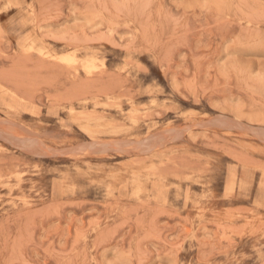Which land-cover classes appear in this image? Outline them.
I'll list each match as a JSON object with an SVG mask.
<instances>
[{
  "label": "rangeland",
  "instance_id": "374dc122",
  "mask_svg": "<svg viewBox=\"0 0 264 264\" xmlns=\"http://www.w3.org/2000/svg\"><path fill=\"white\" fill-rule=\"evenodd\" d=\"M0 264H264V0H0Z\"/></svg>",
  "mask_w": 264,
  "mask_h": 264
}]
</instances>
